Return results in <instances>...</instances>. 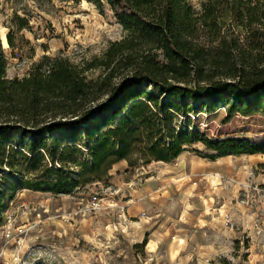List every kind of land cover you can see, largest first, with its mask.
I'll return each instance as SVG.
<instances>
[{"label": "rangeland", "instance_id": "rangeland-1", "mask_svg": "<svg viewBox=\"0 0 264 264\" xmlns=\"http://www.w3.org/2000/svg\"><path fill=\"white\" fill-rule=\"evenodd\" d=\"M82 1L0 0V36L13 34L18 46L0 45L7 77L23 76L44 54L89 58L121 36L109 12ZM15 12L27 18L26 27L18 28ZM187 102L195 112L175 115L178 132L264 147L260 100L248 115L230 113L224 97ZM89 144L70 150L78 151L71 156L77 162L67 164L78 183L70 193L28 188V173L11 175L0 164V264H210L221 257L264 264V152L217 156L194 142L172 162L134 156L94 178ZM50 167H60L57 159Z\"/></svg>", "mask_w": 264, "mask_h": 264}, {"label": "trees", "instance_id": "trees-1", "mask_svg": "<svg viewBox=\"0 0 264 264\" xmlns=\"http://www.w3.org/2000/svg\"><path fill=\"white\" fill-rule=\"evenodd\" d=\"M87 1L121 29L100 54H44L23 76L9 78L0 48V164L11 175L24 171L28 188L70 193L78 184L67 171L77 162L71 156L78 151L70 150L86 142L94 178L134 156L172 162L194 142L217 156L264 152L172 127L176 114H194L189 99L228 98V111L245 115L260 100L264 110V0ZM13 20L27 26L16 12ZM7 41L18 47L13 34ZM210 264L231 263L221 257Z\"/></svg>", "mask_w": 264, "mask_h": 264}, {"label": "bare ground", "instance_id": "bare-ground-1", "mask_svg": "<svg viewBox=\"0 0 264 264\" xmlns=\"http://www.w3.org/2000/svg\"><path fill=\"white\" fill-rule=\"evenodd\" d=\"M82 2H83L84 5H87V1L86 0H83ZM0 45H1V47L3 49L9 48L8 41H7V34L4 31L1 32ZM208 179H210L212 187H216V185L219 184V183L216 182V180L218 178L216 179L215 177L210 176V177H208ZM149 246L151 248H153V244H150Z\"/></svg>", "mask_w": 264, "mask_h": 264}]
</instances>
